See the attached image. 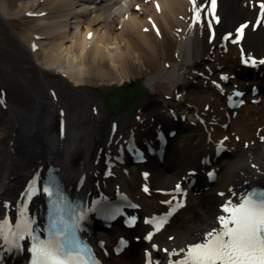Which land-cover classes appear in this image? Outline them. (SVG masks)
<instances>
[{
  "label": "bare ground",
  "instance_id": "bare-ground-1",
  "mask_svg": "<svg viewBox=\"0 0 264 264\" xmlns=\"http://www.w3.org/2000/svg\"><path fill=\"white\" fill-rule=\"evenodd\" d=\"M256 1L217 0L212 17L219 35L246 19L256 21ZM193 17L190 0H0V216L34 168L47 163L68 186L76 188L82 179L80 193H130L144 215L163 210L168 196L159 191L190 181L188 171L196 169L184 206L151 240L143 218L130 229L116 220L86 233L96 244L105 241V264H140L157 240L161 256L175 259L171 253L216 228L227 201L264 184V67L258 63L256 76L245 79L237 45L223 52L210 43L200 51L197 29L205 10L200 22ZM243 36L249 53L264 42V22ZM259 55L253 58L261 60ZM231 73V83L262 88L257 96L245 94L248 102L236 113L221 101L232 88L223 75ZM136 75L143 76L147 93L133 116L120 111L114 117L94 87L124 84ZM214 81L221 85L213 88ZM166 128L171 134L162 157L148 148L146 161L125 156L131 142L160 151L156 135ZM211 170L216 178L207 181L203 173ZM122 235L130 245L117 256L113 247ZM8 258L26 262L24 256Z\"/></svg>",
  "mask_w": 264,
  "mask_h": 264
},
{
  "label": "snow or ice",
  "instance_id": "snow-or-ice-1",
  "mask_svg": "<svg viewBox=\"0 0 264 264\" xmlns=\"http://www.w3.org/2000/svg\"><path fill=\"white\" fill-rule=\"evenodd\" d=\"M190 2L194 19L200 22L203 8L197 5V0H190ZM215 6L216 0H210L213 16ZM156 7L159 9L158 4ZM258 8L257 24L264 22V0H259ZM212 22V20L208 21L209 26ZM215 22H218V18H215ZM247 27L248 24H241L237 34L242 37ZM157 32H159L158 29ZM91 37L92 33H88V38ZM230 38L231 34L223 37L225 40ZM260 63H264V60ZM53 187L54 184L42 189L50 198L46 238L41 239L33 235L32 220L27 218L26 211H20L19 218L15 221H10L6 216H0V248L19 249L20 241L28 236L32 240L29 248L30 264H96L90 255V250L81 245L76 235L75 208L66 202V198L59 191L54 192ZM35 190V182H33L25 192L24 199H30ZM144 191L148 189L145 188ZM162 203L171 204L172 202ZM222 212L226 215L217 218L220 225L218 230L214 229L206 233L203 241L181 249L180 253H171V255L183 253V258L170 261L169 264H264V193L246 194L237 204L227 201L222 206ZM166 219L167 214L146 220L145 223L159 231ZM151 238L150 234L147 239L151 240Z\"/></svg>",
  "mask_w": 264,
  "mask_h": 264
},
{
  "label": "rangeland",
  "instance_id": "rangeland-1",
  "mask_svg": "<svg viewBox=\"0 0 264 264\" xmlns=\"http://www.w3.org/2000/svg\"><path fill=\"white\" fill-rule=\"evenodd\" d=\"M202 26L203 28L200 27L197 32V46L200 51H203L207 47L204 37L207 33L206 27L204 23ZM94 89L102 94L104 104L109 109L113 110L114 117L116 114L120 113V111H125L128 116H133L136 102L147 93L144 78L139 75L126 80L124 84H113L104 89L94 87ZM102 124L104 125V123Z\"/></svg>",
  "mask_w": 264,
  "mask_h": 264
}]
</instances>
